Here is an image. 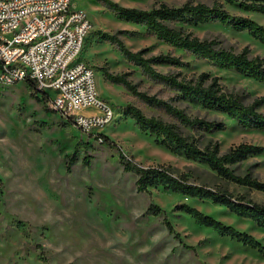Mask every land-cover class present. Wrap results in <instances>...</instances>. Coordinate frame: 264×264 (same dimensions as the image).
<instances>
[{
  "label": "rangeland",
  "instance_id": "1",
  "mask_svg": "<svg viewBox=\"0 0 264 264\" xmlns=\"http://www.w3.org/2000/svg\"><path fill=\"white\" fill-rule=\"evenodd\" d=\"M125 8L150 10L158 2L170 5L202 3L222 5L231 14L249 16L264 25V15L244 13L224 0H111ZM73 6L86 13L92 28L82 59L96 72L100 96L116 111L108 126L84 133L71 121L59 116L48 103L30 96L26 81L13 85L0 82V264H264V256L242 243L200 225L194 218L176 210L187 204L217 221L255 237L264 246V229L238 217L209 199L190 198L150 187L140 193L139 176L126 172L119 150L143 167L166 166L191 183L227 192L235 199L250 200L264 206V191L220 178L208 166L174 154L155 136L139 131L123 108L133 105L148 117H157L179 127L204 149L218 142L221 152L243 143L264 147V130H243L226 115L205 112L177 102L190 116L219 120L226 130L213 134L193 131L177 124L163 112L148 107L119 85L104 78V70L127 74L138 89L169 98L171 94L144 77L108 41L115 36L131 51L149 49L150 55L167 53L171 47L153 36L144 26L128 22L106 9L97 0H73ZM202 40H215L220 47L236 53L248 48L251 57L264 58V45L246 32L210 23L186 27ZM191 64L189 69L157 66L160 72L177 73L188 78L202 74L219 79L226 93L246 104L264 97V84L218 64L199 60L176 49ZM42 98L43 95H37ZM264 111V105L260 108ZM82 114L93 115V109ZM105 136L117 145L110 148L100 141ZM79 145L77 161L70 170L67 162ZM90 156L87 166L83 161ZM240 176L250 174L264 183V154L251 157L235 167ZM154 204L163 211L148 214ZM165 219L179 239L169 233Z\"/></svg>",
  "mask_w": 264,
  "mask_h": 264
},
{
  "label": "trees",
  "instance_id": "2",
  "mask_svg": "<svg viewBox=\"0 0 264 264\" xmlns=\"http://www.w3.org/2000/svg\"><path fill=\"white\" fill-rule=\"evenodd\" d=\"M106 9L116 15L144 26L148 32L159 41L169 45L171 50L167 53L150 55L149 49L138 52L129 50L115 36L108 37V41L130 63L139 68L142 75L150 82L166 90L171 94L169 98H162L158 94H149L140 91L133 82L128 80L127 74L115 75L104 70L106 81L123 87L134 98L145 105L176 121L177 124L193 131L213 134L226 130V124L219 120H208L198 116H190L186 109L180 108L175 103L180 102L189 107H198L205 112H214L226 115L235 121L243 130H264V111L260 108L264 105V97L256 99L252 104H244L239 97L226 93L219 79L202 74L195 78H188L177 73L160 72L157 66H167L169 69H189L191 64L185 62L182 56L174 55L176 49L182 50L187 55H192L199 60L212 61L220 67L232 70L240 75L264 84V58L251 57L248 48L236 53L220 47L217 41L202 40L192 35L186 27H199L210 23H218L232 27L237 32H246L253 40L264 45V25L253 20L249 16L231 14L222 5L208 6L202 3H185L182 5H170L164 1L158 2L150 10L138 8H125L111 0H97ZM230 6H237L244 13L264 15V0H224ZM30 96L40 102L37 96L35 83L26 80ZM42 101L48 102L47 96ZM124 115L131 118L139 131L150 136H155L170 152L184 154L188 160H194L208 166L217 175L227 181L246 186L252 189L264 191V183L253 179L250 174L240 176L235 167L251 157L264 154V147L243 143L230 148L227 152H221L218 142L210 143L202 149L195 139L183 135L177 125L166 123L157 117H148L133 105L123 108ZM101 142L110 148H117L107 137L101 136ZM77 145L75 153L67 162L70 170L77 161ZM120 158L126 172L139 176L136 186L140 193H149L150 187L162 186L165 190L190 198L209 199L216 205L228 209L240 218L252 221L258 227L264 229V206L250 200L235 199L227 192L191 183L185 176H176L171 167L148 166L143 167L133 161L120 149ZM90 165V156L83 161ZM0 185L2 182L0 180ZM176 210L194 218L200 225L217 231L222 236L242 243L244 246L258 251L264 256V246L252 235L240 232L231 226H227L211 216L205 215L200 210L187 204H178ZM159 206L152 204L148 214L159 216L162 214ZM165 225L169 233L177 234L169 222L165 219Z\"/></svg>",
  "mask_w": 264,
  "mask_h": 264
},
{
  "label": "built area",
  "instance_id": "3",
  "mask_svg": "<svg viewBox=\"0 0 264 264\" xmlns=\"http://www.w3.org/2000/svg\"><path fill=\"white\" fill-rule=\"evenodd\" d=\"M91 28L73 0H0V82L32 80L37 95L47 96L52 110L84 133L108 126L116 111L82 59ZM88 109L96 113H81Z\"/></svg>",
  "mask_w": 264,
  "mask_h": 264
},
{
  "label": "crops",
  "instance_id": "4",
  "mask_svg": "<svg viewBox=\"0 0 264 264\" xmlns=\"http://www.w3.org/2000/svg\"><path fill=\"white\" fill-rule=\"evenodd\" d=\"M95 111V110H94Z\"/></svg>",
  "mask_w": 264,
  "mask_h": 264
}]
</instances>
